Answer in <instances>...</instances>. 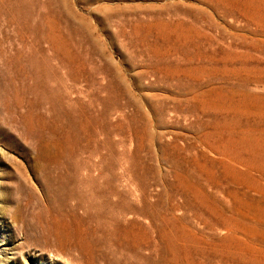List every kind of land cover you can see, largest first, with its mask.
<instances>
[{"label":"rangeland","instance_id":"1","mask_svg":"<svg viewBox=\"0 0 264 264\" xmlns=\"http://www.w3.org/2000/svg\"><path fill=\"white\" fill-rule=\"evenodd\" d=\"M60 220L82 264H264V0H3L0 264H79Z\"/></svg>","mask_w":264,"mask_h":264},{"label":"bare ground","instance_id":"2","mask_svg":"<svg viewBox=\"0 0 264 264\" xmlns=\"http://www.w3.org/2000/svg\"><path fill=\"white\" fill-rule=\"evenodd\" d=\"M3 6V0H0V7ZM45 178H49L50 174H45ZM63 179L61 182L58 180V177H52V182L49 185V188L52 192V197H50V193L46 189V207L49 208L51 211L50 213L53 212H59L60 209L67 203L75 201L74 199H79L75 201L74 204H70V207L74 210H77L78 208L81 209H88L90 207H84L82 204H80L78 201L81 200L82 193L80 191H73V194H69L68 190V184H66L65 181V175L62 176ZM61 178V177H60ZM68 179V178H67ZM68 191V194L65 193ZM82 201V200H81ZM67 206V205H66ZM96 206V205H95ZM94 207V206H93ZM96 212L99 211V207L94 208ZM89 214V213H88ZM91 216V215H90ZM75 226L70 224V222L67 221H55L52 222V229H50L48 235L45 238L46 241H51L56 244L57 248L56 251L57 253L64 254L65 256H70L71 253H75V255L72 254L71 256V261L77 262L79 264H82V255L80 253V250L82 252V248L85 247V238H82V234L79 233L80 228L75 229L77 232H73V228ZM56 237V238H55ZM54 239V240H52Z\"/></svg>","mask_w":264,"mask_h":264}]
</instances>
